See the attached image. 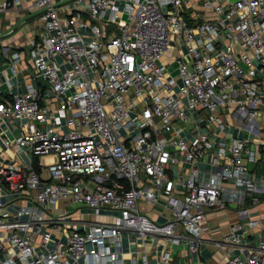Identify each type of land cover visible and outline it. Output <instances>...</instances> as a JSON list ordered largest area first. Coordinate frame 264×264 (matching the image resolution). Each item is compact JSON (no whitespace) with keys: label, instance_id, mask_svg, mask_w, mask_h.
I'll return each mask as SVG.
<instances>
[{"label":"built area","instance_id":"built-area-1","mask_svg":"<svg viewBox=\"0 0 264 264\" xmlns=\"http://www.w3.org/2000/svg\"><path fill=\"white\" fill-rule=\"evenodd\" d=\"M25 1L43 82L0 102L22 120L6 147L33 158L0 162V264H137L120 257L126 235L264 264V0ZM10 194L26 201L16 212ZM70 205L101 219L79 227ZM227 209L235 220L209 236L208 213Z\"/></svg>","mask_w":264,"mask_h":264},{"label":"crops","instance_id":"crops-1","mask_svg":"<svg viewBox=\"0 0 264 264\" xmlns=\"http://www.w3.org/2000/svg\"><path fill=\"white\" fill-rule=\"evenodd\" d=\"M1 2L2 0H0V102L8 103L12 100L14 93L26 91L28 82L33 81L36 86L42 85L40 81L37 79L34 80L33 78L34 68L29 54V40L31 37L37 36L39 28L37 11L30 8L28 2L24 0L20 5L8 10L1 8ZM14 52L21 54L20 60L15 61L13 59ZM13 66L17 69V73L13 72ZM21 123L22 120L11 116L0 115V162L15 163L20 161L30 163L33 160L27 152H18L13 148H7L4 142L5 139H13L20 135ZM34 126L35 123L31 122V128ZM234 133L238 135V132ZM210 158L211 155L207 154L200 160L199 167L202 170L207 168V162H209ZM52 159L53 157L51 156L43 158L46 161H51ZM185 167L187 168L186 165ZM257 172L258 174L262 173V162L257 165ZM4 200L6 207L12 212H16L21 203H26V201L19 199L18 194H10ZM28 204L31 203L29 202ZM140 206L144 212L158 222L165 220L161 216V210L159 208L152 207L144 202H141ZM67 209L68 213L71 214L73 222L79 227H82L86 221L101 219L100 216H96L86 207L70 205ZM101 214L103 219H111L110 212L104 211ZM261 216L264 219V210ZM207 217L211 227L209 236L216 239L221 238L228 230L229 223L235 220V214L231 209L211 211ZM55 239L54 235L50 246L55 245ZM122 242L123 251L120 257L126 263L136 260L137 264H145L143 259L144 255L147 256L149 264H221L225 258V252L211 241L200 245L194 251L187 244L171 245L166 240L158 237L147 236L145 239H142L137 235H126L123 236ZM92 247L93 244L89 243L88 248ZM36 251L40 254L42 253V248L38 246ZM166 251L170 252L169 261L163 259Z\"/></svg>","mask_w":264,"mask_h":264},{"label":"rangeland","instance_id":"rangeland-1","mask_svg":"<svg viewBox=\"0 0 264 264\" xmlns=\"http://www.w3.org/2000/svg\"><path fill=\"white\" fill-rule=\"evenodd\" d=\"M104 211H106V210L102 209V210H101V213H104ZM149 216H150V215H149Z\"/></svg>","mask_w":264,"mask_h":264},{"label":"water","instance_id":"water-1","mask_svg":"<svg viewBox=\"0 0 264 264\" xmlns=\"http://www.w3.org/2000/svg\"><path fill=\"white\" fill-rule=\"evenodd\" d=\"M39 81L42 83L43 82L42 78H39Z\"/></svg>","mask_w":264,"mask_h":264}]
</instances>
